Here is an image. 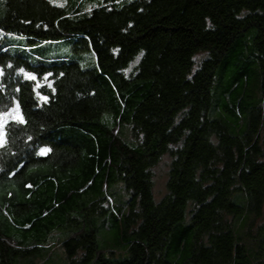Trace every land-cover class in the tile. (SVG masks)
I'll return each instance as SVG.
<instances>
[{"label": "trees", "instance_id": "trees-1", "mask_svg": "<svg viewBox=\"0 0 264 264\" xmlns=\"http://www.w3.org/2000/svg\"><path fill=\"white\" fill-rule=\"evenodd\" d=\"M6 112L0 264H264V0H0Z\"/></svg>", "mask_w": 264, "mask_h": 264}, {"label": "rangeland", "instance_id": "rangeland-1", "mask_svg": "<svg viewBox=\"0 0 264 264\" xmlns=\"http://www.w3.org/2000/svg\"><path fill=\"white\" fill-rule=\"evenodd\" d=\"M53 1L57 4H60L61 6H64L70 0H53ZM97 1L104 2L105 0H97ZM94 7H95L94 4H86L85 10L90 11ZM29 49H31V52L34 54V56L39 59L48 60V61H54V60L75 61L80 63L82 68L88 67L82 63V57L91 54L89 52H85V53L77 52L73 49L72 46L69 45V43L64 41L37 45L35 47H30ZM17 116L19 115H17L15 112L0 113V145L3 142L7 124L11 121H16ZM125 133H126L125 136L129 137V131H126ZM169 163H170V158L168 156H165L160 162V164L154 169V173H155L154 193L158 200H160L165 195L166 182L169 172ZM263 224H264V213L262 217L257 221V225H263ZM53 239L54 240L49 245V249H51L49 254H46V257L35 260V263L33 264H65L66 263L67 257L64 253L62 246L60 245L61 235L55 234ZM23 263L27 264L25 263V261Z\"/></svg>", "mask_w": 264, "mask_h": 264}, {"label": "snow or ice", "instance_id": "snow-or-ice-1", "mask_svg": "<svg viewBox=\"0 0 264 264\" xmlns=\"http://www.w3.org/2000/svg\"><path fill=\"white\" fill-rule=\"evenodd\" d=\"M20 71H21L22 73H24L25 76H28V77L31 78V79H35V78H36L33 74L26 73V72L24 71L23 68H21ZM14 111H18V108H17L16 110H14ZM16 118H17L20 122H23V121H24L23 116H17ZM49 151H51V149H49V148H41L39 154H40V155H45V154H46L47 152H49Z\"/></svg>", "mask_w": 264, "mask_h": 264}]
</instances>
